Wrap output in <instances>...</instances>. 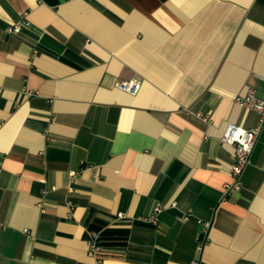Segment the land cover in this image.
Returning <instances> with one entry per match:
<instances>
[{"label":"crops","instance_id":"0c3cea01","mask_svg":"<svg viewBox=\"0 0 264 264\" xmlns=\"http://www.w3.org/2000/svg\"><path fill=\"white\" fill-rule=\"evenodd\" d=\"M250 87L264 0H0V264H189L198 218L201 264H264V124L224 192Z\"/></svg>","mask_w":264,"mask_h":264},{"label":"built area","instance_id":"2783aa9c","mask_svg":"<svg viewBox=\"0 0 264 264\" xmlns=\"http://www.w3.org/2000/svg\"><path fill=\"white\" fill-rule=\"evenodd\" d=\"M31 26V21L28 20L26 17L20 19L19 21L13 23L9 26V31L14 33H20L24 30V28H28ZM118 87H120L123 90L136 93L140 87H141V81L136 79H130V80H124L119 81L117 83ZM30 93V91H29ZM235 100L238 104L244 107H248L251 109H254L258 111L259 113V121L257 125L254 127L248 128L245 126H241L240 124L230 121L226 129L221 137V140L223 142H228L229 144H232L235 149V161L232 164L231 167V175H232V181L229 183H226L224 185V192H228L231 188L235 190H240L242 187V179L241 175L246 168V166L251 162L252 159V153L256 144V140L260 134V131L264 124V97H260L257 94V91L255 88L250 87L246 91V93L237 95L235 97ZM210 111H208L206 114L198 111L197 114L202 116L204 119H207L208 114ZM70 180H72L76 175V170H70ZM163 207L162 205H157L155 207L154 213L147 217L149 221L157 222L158 220V214L162 211ZM122 216L123 213H120ZM188 213L185 214V218L188 217ZM198 222L202 225L195 242V248L196 253L198 255L190 261L189 264H201V257L202 253L204 251V248L206 247L208 241H209V230L212 225L211 219H203L198 218ZM100 231L98 230H91L88 238V244H89V252L93 255L97 254L98 251L101 249L100 244ZM100 264V260L98 259V263Z\"/></svg>","mask_w":264,"mask_h":264},{"label":"trees","instance_id":"16d2710c","mask_svg":"<svg viewBox=\"0 0 264 264\" xmlns=\"http://www.w3.org/2000/svg\"><path fill=\"white\" fill-rule=\"evenodd\" d=\"M100 239H101V233H100ZM100 241V240H99Z\"/></svg>","mask_w":264,"mask_h":264}]
</instances>
